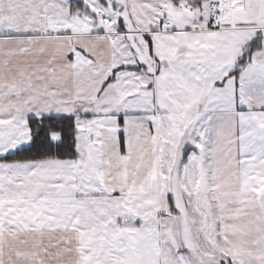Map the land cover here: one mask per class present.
<instances>
[{
    "label": "snow or ice",
    "instance_id": "6c2138e0",
    "mask_svg": "<svg viewBox=\"0 0 264 264\" xmlns=\"http://www.w3.org/2000/svg\"><path fill=\"white\" fill-rule=\"evenodd\" d=\"M0 264H264V0H0Z\"/></svg>",
    "mask_w": 264,
    "mask_h": 264
}]
</instances>
